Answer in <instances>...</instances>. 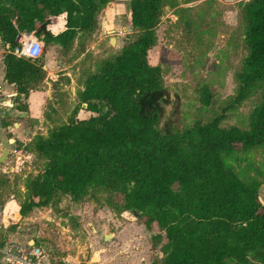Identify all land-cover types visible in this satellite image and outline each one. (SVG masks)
I'll return each instance as SVG.
<instances>
[{
    "label": "trees",
    "instance_id": "16d2710c",
    "mask_svg": "<svg viewBox=\"0 0 264 264\" xmlns=\"http://www.w3.org/2000/svg\"><path fill=\"white\" fill-rule=\"evenodd\" d=\"M108 2L0 0V40L11 50L3 54L4 78L17 94L28 95L46 76L39 60L12 53L18 35L34 32L46 47L58 46L63 53L77 44L82 53ZM168 4L129 1L133 37L101 61L77 92L78 109L87 116H73L47 135H36L26 148L46 163L29 179V200L19 215L56 202V192L75 202L87 191L94 197L103 192L118 212L144 217L147 229L157 226L151 236V249L159 253L153 264H264L261 182L223 159L224 153L264 145V0H247L239 9L244 56L233 74L236 93L224 111L250 102L245 125H222L221 114L177 132L159 127L167 90L161 68L148 62ZM61 15L57 32L38 31L37 24ZM209 98L204 92L201 101L208 104ZM5 183L0 176V185ZM51 264L68 263L53 258Z\"/></svg>",
    "mask_w": 264,
    "mask_h": 264
},
{
    "label": "rangeland",
    "instance_id": "374dc122",
    "mask_svg": "<svg viewBox=\"0 0 264 264\" xmlns=\"http://www.w3.org/2000/svg\"><path fill=\"white\" fill-rule=\"evenodd\" d=\"M129 1L109 0L98 14V26L82 53H77V44L63 53L58 46L46 47L43 42L38 60L46 76L36 89L46 96L41 115L47 132L73 116H87L82 108L78 109L77 92L84 89L86 78L98 70L101 61L112 58L133 37L132 29L127 27ZM246 1L169 0L165 6L156 29L157 42L148 56L150 65L161 68L167 90L159 122L163 131H182L196 121L205 122L221 114L222 125H245L250 102L224 109L236 93L233 74L244 56L239 9ZM48 19L46 30L57 32L64 15ZM41 24H37L38 29ZM1 51L4 54L6 50L0 40ZM204 92L210 96L208 104L201 101ZM1 127L2 123L0 133ZM223 159L238 173L260 180L259 200L264 204V145L224 153ZM12 160H7L6 168L15 166ZM45 163L44 158L34 154L29 166L37 172L26 168L7 173L9 177L0 174L6 179L0 185V241H33L44 254L41 264H51L53 258L68 264L154 263L159 253L151 249V236L159 232L157 226L147 229L144 217L118 212L103 192L92 197L87 191L78 202L56 192V202L34 207L27 216L20 217V206L29 200L28 181L44 169ZM114 199L121 200L119 196ZM112 233H116L113 238L103 239L104 234Z\"/></svg>",
    "mask_w": 264,
    "mask_h": 264
},
{
    "label": "built area",
    "instance_id": "2783aa9c",
    "mask_svg": "<svg viewBox=\"0 0 264 264\" xmlns=\"http://www.w3.org/2000/svg\"><path fill=\"white\" fill-rule=\"evenodd\" d=\"M18 45L12 49L16 57H23L30 60H38L41 57L43 41L36 37L34 32H22L17 37ZM5 49L11 51L6 44ZM15 92L6 93L3 80L0 79V126L5 113L15 105ZM1 145V144H0ZM8 153V157L13 159L16 172H23L30 169L33 155L23 147L13 146ZM30 165V166H29ZM44 254L39 246L32 243L18 242L13 239L0 241V264H41Z\"/></svg>",
    "mask_w": 264,
    "mask_h": 264
},
{
    "label": "crops",
    "instance_id": "0c3cea01",
    "mask_svg": "<svg viewBox=\"0 0 264 264\" xmlns=\"http://www.w3.org/2000/svg\"><path fill=\"white\" fill-rule=\"evenodd\" d=\"M6 46V45H5ZM4 64H3V52H0V79L3 80V85L6 93L15 92V105L8 109L5 113V117L2 120V133H0V139H13L12 147H23L26 149L32 142L36 135H47V129L43 127V120L41 113L43 112L46 96L39 89L30 90L28 95L17 94L16 87L13 84L8 83L4 78ZM27 150V149H26ZM28 151V150H27ZM31 152V151H29ZM32 153V152H31ZM2 151L0 150V156ZM33 154V153H32ZM34 156V154H33ZM11 157H6L3 164L0 162V174L9 177L7 173L16 172L15 166L10 165L5 167L7 160ZM13 161V160H12ZM29 172H37L30 167ZM11 195L10 200L14 197ZM117 221L119 219L116 218ZM124 222V221H122ZM116 233H112L111 236H115ZM105 235V234H104Z\"/></svg>",
    "mask_w": 264,
    "mask_h": 264
},
{
    "label": "water",
    "instance_id": "95a60500",
    "mask_svg": "<svg viewBox=\"0 0 264 264\" xmlns=\"http://www.w3.org/2000/svg\"><path fill=\"white\" fill-rule=\"evenodd\" d=\"M17 19H18V21H20V17H18ZM127 27H128L129 30H131V26L130 25H128ZM38 31L39 32H42L43 35L48 34V31L46 30L45 23L41 24V26L38 29ZM110 43L111 44L114 43L113 38H111ZM83 106H85V105H83ZM12 142H14V140L11 139V138L10 139L4 138L2 140L0 139V144L2 146V154L0 156V162H3L5 160V158L7 157L9 151L11 150V144H12ZM111 238H112L111 234H105L104 237H103V239L105 241H108Z\"/></svg>",
    "mask_w": 264,
    "mask_h": 264
},
{
    "label": "bare ground",
    "instance_id": "6f19581e",
    "mask_svg": "<svg viewBox=\"0 0 264 264\" xmlns=\"http://www.w3.org/2000/svg\"><path fill=\"white\" fill-rule=\"evenodd\" d=\"M114 41V40H113Z\"/></svg>",
    "mask_w": 264,
    "mask_h": 264
}]
</instances>
